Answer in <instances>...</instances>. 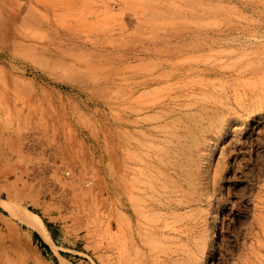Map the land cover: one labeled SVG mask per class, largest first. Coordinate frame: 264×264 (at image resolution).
<instances>
[{"label":"rangeland","instance_id":"374dc122","mask_svg":"<svg viewBox=\"0 0 264 264\" xmlns=\"http://www.w3.org/2000/svg\"><path fill=\"white\" fill-rule=\"evenodd\" d=\"M131 75L237 123L184 117L197 167L158 168L188 203L143 195L133 232L119 139L152 111ZM0 264H264V0H0Z\"/></svg>","mask_w":264,"mask_h":264},{"label":"bare ground","instance_id":"6f19581e","mask_svg":"<svg viewBox=\"0 0 264 264\" xmlns=\"http://www.w3.org/2000/svg\"><path fill=\"white\" fill-rule=\"evenodd\" d=\"M136 77V75H131L132 81L124 80L122 82V91L127 88L131 89L130 102L135 109V114L150 111H152V114L145 117V122L143 123L138 120L137 126L144 127L143 130L139 133H136V131L129 133L124 130L119 139L118 210L124 213L122 215L125 219L124 221L127 220L129 222V225L126 222L125 225L128 226L129 230L127 231L130 232L134 231L131 221L134 216L139 215V201L143 195L155 196L157 208L164 210H178L185 206V202L188 203V200L183 199L182 196L178 197L180 194L178 188H170L171 190L165 191L164 176L158 168V165L164 159H167L176 171L177 167H182V164L189 169L192 166L197 167V164H194L196 158L189 151L191 150V145L195 144L194 140L196 139L188 136L190 139L187 140V134L185 133L187 127L184 125L181 127L185 116L191 113L193 118L194 116L207 118L208 135L215 140L220 135L224 137L231 136V130H234L237 126V123H231L233 119L230 113L229 116H226L222 113V110L221 113L214 110L211 112L202 107L201 111H199L197 110L198 107H196V110L192 111L194 110L192 109V104L189 102L187 104L186 102V97L191 94L190 89L171 88L165 91L158 90L152 98H141L140 95L136 94L134 86L142 84L149 87L153 83L160 82L161 78L146 75L140 80H135ZM148 93L150 92L147 91L145 94ZM194 130L195 132L200 130L199 126H194L192 131ZM129 144L131 145L129 146ZM159 146L161 148L156 149ZM158 151L162 152V156L156 159L153 155ZM109 192V189H107L106 196L99 203L100 208L106 207L105 200L108 198ZM44 237L46 240L51 241L49 235L44 234Z\"/></svg>","mask_w":264,"mask_h":264},{"label":"crops","instance_id":"0c3cea01","mask_svg":"<svg viewBox=\"0 0 264 264\" xmlns=\"http://www.w3.org/2000/svg\"><path fill=\"white\" fill-rule=\"evenodd\" d=\"M47 230H48V233H49V235H50L51 241L54 242V241H53V239H54V236H53V230H52V229H47ZM45 242L47 243V245H48L49 248L51 249V245H50L49 241L45 240Z\"/></svg>","mask_w":264,"mask_h":264},{"label":"built area","instance_id":"2783aa9c","mask_svg":"<svg viewBox=\"0 0 264 264\" xmlns=\"http://www.w3.org/2000/svg\"><path fill=\"white\" fill-rule=\"evenodd\" d=\"M87 184H89V181L87 182Z\"/></svg>","mask_w":264,"mask_h":264}]
</instances>
